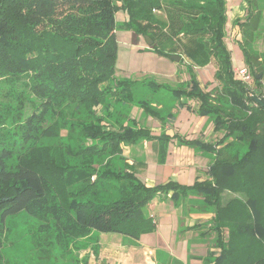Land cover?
<instances>
[{"label":"trees","instance_id":"16d2710c","mask_svg":"<svg viewBox=\"0 0 264 264\" xmlns=\"http://www.w3.org/2000/svg\"><path fill=\"white\" fill-rule=\"evenodd\" d=\"M246 4L244 19L237 21L242 36L239 48L250 68L263 67L264 54L259 64L249 45L264 15L257 0H246ZM118 10L128 14L122 26L152 40L150 49L179 54L190 71L214 64V76L223 86L221 95L202 89L193 75L191 86L177 87L172 95L196 100L197 114L208 117L213 130L222 134L215 141L175 136L179 145L209 155L206 178L192 184L169 179L150 186L135 175L132 163L128 164L131 170L122 172L108 166L99 173L101 178L119 186L114 199L111 193L103 201L99 196L81 195L95 192L90 165L59 160L55 147L42 140L57 125H75L83 137L93 139L76 155L121 158V145L144 140L153 142L161 159L166 155L171 136L164 129L155 135L143 122L130 120L129 114L121 115L115 126L93 110L110 92L123 102L134 99L136 82L113 80ZM225 22V0H0V236L7 218L23 212L46 222L54 231L49 233L54 242L48 244L59 249H68L93 230L138 239L153 229L143 207L154 196L171 192L176 202L192 193L201 196L200 210L212 212L208 233H214L220 248L218 254L210 255L213 264H264V97L233 79ZM259 72L254 73L258 86L264 75ZM149 86L162 85L149 81ZM151 102L143 99L139 104L145 115L162 126L175 116L172 112L163 116ZM75 108H82L86 117H74ZM105 115L111 116L110 112ZM90 117L92 121L86 122ZM16 137L21 141L19 149ZM78 183L82 184L79 192L68 189ZM223 220L245 234L253 231L250 248L234 247V240L224 239ZM232 237H237L234 230ZM1 246L0 238L3 264Z\"/></svg>","mask_w":264,"mask_h":264},{"label":"rangeland","instance_id":"374dc122","mask_svg":"<svg viewBox=\"0 0 264 264\" xmlns=\"http://www.w3.org/2000/svg\"><path fill=\"white\" fill-rule=\"evenodd\" d=\"M257 1L260 3V8H262L263 13L262 15H264V0ZM225 3V43L230 51L232 68L237 66L246 67L249 70L252 79L249 82L243 83L249 88H254L256 92H261L264 97V75L260 86L257 85L254 77V73H260L259 70L264 71V66L260 67L256 64L253 68H250L245 63L244 59L243 61L241 60V49L238 46L242 43L241 32L239 31L238 34V32L233 30L236 25L239 28L237 21H242L245 16L242 19L235 18L230 28L233 14L239 12V9L247 12L246 0H225ZM156 12L160 14L159 11ZM115 26L117 57L113 80L125 79L131 82H136L137 85L133 89L134 99L132 102H123L116 94L110 92L106 94L105 100L95 106L93 110L97 116H102L104 121L107 120L108 122H112L115 126H117V122L119 123V121L122 120L121 115L129 114L130 120L135 119L137 122H143L149 128L155 127L156 129L152 130H155L156 132L158 131L157 127L160 125V121L152 116L145 115L139 103L143 101V99L152 101L151 104L155 105L154 108L163 116L172 112L175 116L168 117V121L164 124L167 131L166 133L170 134L171 138L167 143V152L163 159L157 155V152L149 141L130 144L127 147V151H131V156L134 159H137V161H140L139 165L136 164L133 167V171L144 183L149 184L150 186L163 183L164 179H167L165 176L170 173V169H168L167 165L179 166L175 168L176 171L173 176L170 174L171 179L180 182L182 180L187 181L186 177L188 174H191L193 177L192 172H194L199 166L206 167V165L204 166L202 163V160H207L209 157H206L207 155L202 157L199 154H196V151L192 147L179 145L175 136L178 134L187 139L201 138L205 140V138H209V131L207 126L202 130L194 131V120L192 115H190L191 111L187 110L188 108L186 107V104H188L189 101L192 100L195 102L194 99L185 97L182 94L175 97L172 95V91L177 87H182L186 84L191 86V75H193L198 85L204 90H210L212 96L222 93L223 86L214 76L215 66L210 63L203 67H192L190 71L189 64L185 59H179L177 61L170 57L171 54H160L155 50L150 49V44L146 37L122 26L119 18H116ZM165 42L170 41L166 40ZM249 51L253 54H257L259 64L260 62L263 63L264 19L253 35V41L250 42ZM232 77L235 80H239L234 72ZM149 81L161 84L162 86L153 89L149 86ZM222 98L223 101L227 103L228 100H226L225 96L222 95ZM217 100H219V97H217ZM181 105L185 109H182L180 107ZM195 110L196 108L193 109V111ZM107 112H110V117L105 115ZM73 115L74 117L79 116L84 118L86 117V112L82 108H75ZM189 116L192 118H189ZM206 118L208 119V117ZM208 120L210 121L209 123L213 125L212 121L210 119ZM90 121H92L91 117L86 119V122ZM59 125H61L60 122ZM105 127L107 128L108 126ZM159 133L160 131H158V134ZM82 135L83 133L81 132L80 127L75 125L72 127H69L68 125L66 127H60L57 125L54 128V133L48 138L43 139L42 144H52L55 147V155L59 160H66L72 165L77 163L79 165H90V168L95 172L91 177V181L97 183L95 186V192L88 190L81 195H90L92 197L99 196L100 200L105 201L104 199L111 196L112 193L113 196H111L112 198L110 197V199H114L116 195L114 196L113 193L117 191L119 186L118 183L107 184L109 183L108 180H105V183L99 173L108 166L114 171L122 172L124 170H131L128 165L131 160L127 155V152H125V145H121V155L123 156V159L122 156L121 158H118L117 155H112L110 157V154L96 157L84 156L82 154L76 155L74 152L80 151L82 147L93 142V139L85 138ZM20 143L21 141L16 137V148H20ZM243 149L244 148H242V150ZM234 150L235 149H232L231 151L233 152ZM236 150L238 153L239 151H242L240 149ZM178 158L179 162L181 161L182 163V167H180L181 164L177 161ZM196 160H198V162ZM144 161H146V163H142ZM191 161L193 162L191 163ZM198 173L200 172L198 171ZM194 181L195 179L191 182L193 183ZM81 188V183L68 187L72 192H79ZM97 192L100 193L95 195L94 193ZM163 196L165 200L167 199L169 201L168 205L173 206V208L165 207V203L161 202L160 206L149 209L151 220L153 221V229L142 233L138 239L126 236L129 239L125 240V244L137 245L139 242L145 244V246L142 247V250H144V248H151L152 251H143L144 255L148 254L160 264H168V262L171 264H187L189 255L193 254L194 256H199L200 254L198 253L203 252L206 247L209 248L208 251L206 250L207 256L218 254L220 248L215 245V240H212L211 242H202L203 240L200 241L197 239L203 230L196 229L197 233H195L191 229L182 230V227L180 226L181 223H184L188 219L186 215L189 212L194 210L197 211L196 208H187V204L193 203L197 205L201 202V196L190 193L184 198H179L176 202L173 198H166L165 195H162L161 197ZM224 196L227 198L230 194L226 193ZM156 197L158 196H154L149 202ZM224 202L225 201L222 203L223 206L225 205ZM147 204L143 207L145 212ZM175 205L185 207V211L183 208H180V211L174 209L176 208ZM161 212H171V214L170 216L161 215ZM182 212L184 217L180 220ZM222 225L224 239L234 240L232 246L250 248L251 243L248 241L252 239L253 231H248L247 234H245L238 226L237 228H234L233 223H230L227 220H223ZM4 228L5 229L0 236L2 241L1 254L3 264H80L85 255L83 249H85L86 242L90 240L93 241L94 239L95 241L97 240L96 236H94L96 233H94L93 230L88 235L78 238L74 245H71L70 247L68 246V249H59L56 245L53 246V244H48L54 242L52 237L49 239V233L54 234V231L46 225V222L23 212L8 217ZM233 230L237 236L234 239L233 237L231 238ZM165 233H167V235H165ZM87 236L91 237L86 238ZM239 240L241 243H238ZM178 248H183L182 252H177ZM80 250L82 257L78 259V251ZM95 250L96 248H94V251ZM194 252L196 254H194ZM75 256L77 260L73 261ZM200 260L202 262V258H200ZM208 262L213 263L212 259H209Z\"/></svg>","mask_w":264,"mask_h":264},{"label":"crops","instance_id":"0c3cea01","mask_svg":"<svg viewBox=\"0 0 264 264\" xmlns=\"http://www.w3.org/2000/svg\"><path fill=\"white\" fill-rule=\"evenodd\" d=\"M258 2V1H257ZM259 6L260 3L258 2ZM247 6V4H246ZM239 12L233 14L232 16V20L230 22V28L232 26L233 20L235 18H243L246 14L245 10H238ZM115 18H119L121 20V22H124L128 19V14L126 11L124 10H118L115 14ZM244 19V18H243ZM242 19V20H243ZM233 28V27H232ZM234 31L238 32L239 34V28L234 27L233 29ZM226 37V35H225ZM237 44V43H236ZM238 45V44H237ZM239 46V45H238ZM240 58L243 61L244 57L241 51L240 54ZM195 102H193L192 100L189 101L188 104H186V107L188 108L187 110H190L191 113L190 115H192L193 120H194V131H198V130H202L204 129L205 126H207V129L209 131V138H205L206 141H215L217 138H219L221 136V132L220 131H215L213 130V125L211 123H209L210 121L205 117V116H200L197 114L196 111H193V109L197 108V104L198 102L196 100H194ZM196 105V106H195ZM182 109H185L183 106H180ZM190 107V108H189ZM191 116H189L190 118ZM191 117V118H192ZM165 126V125H164ZM162 126L161 124L158 125V131H161L162 129L166 131V127ZM151 132L155 135L158 134V131L156 132L155 130L152 129H156L155 127H150ZM168 134V133H167ZM172 134V133H171ZM170 135V134H169ZM145 141V140H144ZM151 142V145L153 146V142ZM127 147L128 145H125V152H127V155L129 156L131 162L133 164V166H135L136 164L139 165L140 161H137V159H134L131 156V151H127ZM156 151V149H155ZM157 152V151H156ZM199 154L200 156H205L209 157L208 154H204V153H196ZM198 156V155H197ZM196 156V157H197ZM205 157V158H206ZM199 159V158H198ZM209 159L207 158V160H200L204 166L206 165V167L204 168L202 167H198L196 170H194L193 173V177L191 174H188V176L186 177V180H182L180 183H185V184H190L192 183L191 181H193V179H197V180H202L204 178L207 177L206 175V170L209 164ZM178 163L181 164L180 167H182V163L181 161L179 162V158L177 159ZM198 162V160H196ZM193 161H191L192 163ZM142 163H146V161L142 162ZM168 169H170V173H168L165 177H167V179H164V182H166L167 180L171 179L170 174L173 176L174 172L176 171L175 168L179 167L178 165L173 166V165H167ZM174 168V169H172ZM198 171L200 173H198ZM169 175V176H168ZM146 184V183H145ZM149 185V184H146ZM162 195H165L166 198L170 197L171 192L168 193H159L157 194L156 198H154L151 202H149L146 206V212L143 208L144 214L149 217L151 219L150 216V211L149 209H152L154 207H158L160 206L161 202L165 203V207H169V208H173V206H169L168 203L169 201L165 198L164 196L161 197ZM176 208L174 209H178L180 211V208H183L185 211V207L183 206H177L175 205ZM196 208V210L189 212L186 217L188 218L184 223H181V227L182 230H187V229H191L192 231H194L195 233H197V230H203V232H201L199 234V236L197 237L198 240H203L202 242L205 241H212L214 240L213 238V232L208 233V229L210 228V226L212 225V212H203L200 209H198V206L196 204L190 203L187 204V208ZM148 210V212H147ZM183 211V212H184ZM183 212L181 213V219H183ZM161 215H168L170 216L171 212H161ZM94 233H96V238L97 240L95 241V239L92 241H88L86 242L85 245V249H83L85 251V255L83 257V259L81 260L80 264H156L158 261L155 260L153 257L149 256L148 254L143 253V251H152V249L150 248H144V250H142V247L145 246V244L139 243L137 245H126L125 244V240L129 239L124 235H121L119 233H114V232H97L94 231ZM93 235V234H92ZM91 235V236H92ZM165 235H167V233H165ZM91 236H87L86 238H89ZM94 248H96V250L94 251ZM177 248V247H175ZM183 248H178L177 252H182ZM209 250V248H204L203 252L198 253L200 254L199 256H194L189 255L188 260H187V264H213L212 262H208L209 259H212V256L208 255L207 256V251ZM81 250L78 251V259L81 258V254H80ZM194 254H196L194 252ZM210 254V253H208ZM198 258V259H197ZM200 258H202V262L200 260ZM148 259V260H147ZM168 264H171L170 262H168Z\"/></svg>","mask_w":264,"mask_h":264},{"label":"built area","instance_id":"2783aa9c","mask_svg":"<svg viewBox=\"0 0 264 264\" xmlns=\"http://www.w3.org/2000/svg\"><path fill=\"white\" fill-rule=\"evenodd\" d=\"M233 72L235 74V76L241 80L242 82H249L251 81L252 77H251V74L249 72V70L242 66V67H234L233 68Z\"/></svg>","mask_w":264,"mask_h":264},{"label":"water","instance_id":"95a60500","mask_svg":"<svg viewBox=\"0 0 264 264\" xmlns=\"http://www.w3.org/2000/svg\"><path fill=\"white\" fill-rule=\"evenodd\" d=\"M146 39L148 40V43L151 44L152 40L146 36ZM170 57L174 60H179L180 59V55L179 54H171ZM257 77H259V75H257ZM257 101L260 102V99L257 98Z\"/></svg>","mask_w":264,"mask_h":264}]
</instances>
